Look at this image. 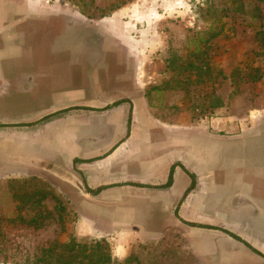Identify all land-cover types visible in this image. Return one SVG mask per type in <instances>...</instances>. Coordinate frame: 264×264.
Returning a JSON list of instances; mask_svg holds the SVG:
<instances>
[{
	"label": "crops",
	"instance_id": "obj_1",
	"mask_svg": "<svg viewBox=\"0 0 264 264\" xmlns=\"http://www.w3.org/2000/svg\"><path fill=\"white\" fill-rule=\"evenodd\" d=\"M131 10L90 24L94 35L62 33L64 50L49 54L33 50L36 26L22 20L48 27L57 16L41 17L37 1L0 0V186L12 181L13 196L36 203L32 182L46 181L45 194L71 204L114 259L141 245L183 264L217 253L218 264L261 261V148L215 146L223 138L214 140L212 120L159 109L148 94L159 44L133 15L122 20Z\"/></svg>",
	"mask_w": 264,
	"mask_h": 264
},
{
	"label": "rangeland",
	"instance_id": "obj_2",
	"mask_svg": "<svg viewBox=\"0 0 264 264\" xmlns=\"http://www.w3.org/2000/svg\"><path fill=\"white\" fill-rule=\"evenodd\" d=\"M38 2L41 17H57L48 27L34 22L30 45L38 52L52 53L63 45L60 36L94 35L90 25L106 20L115 11L131 8L138 27L147 29L159 44L149 61V96L166 112L179 106L181 116L192 121L212 120L215 146L261 148L256 155L264 162V4L255 0H25ZM148 9V10H146ZM144 11H147L144 13ZM144 15V17H142ZM61 16V17H59ZM126 18V19H123ZM84 29L78 28L79 23ZM107 32L109 24L102 23ZM53 27V28H52ZM54 29V30H53ZM96 30V31H95ZM104 32V31H103ZM67 44V42H66ZM64 44V45H66ZM58 48L56 51H63ZM28 52L27 50H24ZM164 100V107L161 104ZM162 102V103H161ZM222 136V137H221ZM221 140V139H220ZM219 142V141H218ZM240 157V156H239ZM248 157V156H247ZM0 186V264H99L100 253L110 255L106 264H176L174 252L141 250L124 260L112 257L106 237L83 232L75 208L60 197L45 193L51 186L38 179L31 192L37 202L13 196V183ZM24 184V182H23ZM34 188V189H33ZM29 190V187L22 188ZM52 193V192H50ZM7 196H3V195ZM57 197L58 199H54ZM33 198V197H32ZM28 199V198H27ZM60 200V203H57ZM72 206V207H71ZM264 232V216L259 219ZM264 237V236H263ZM158 249V248H154ZM86 254V255H85ZM159 256L161 260H159ZM260 256V255H259ZM70 260V262H69ZM219 253L200 261L218 264ZM256 260L253 264H264ZM185 264H193L184 258ZM80 262V263H79Z\"/></svg>",
	"mask_w": 264,
	"mask_h": 264
},
{
	"label": "trees",
	"instance_id": "obj_3",
	"mask_svg": "<svg viewBox=\"0 0 264 264\" xmlns=\"http://www.w3.org/2000/svg\"><path fill=\"white\" fill-rule=\"evenodd\" d=\"M256 2H262L263 4H264V0H255ZM55 199H58L57 197H55ZM57 203H60V200H57ZM210 228H214V227H210ZM233 237H235V238H237V239H239L237 236H235L234 234H231ZM254 252H256L257 254H259L260 256H262V257H264V255L263 254H261L259 251H257V250H254ZM86 255V254H85ZM98 260H100L99 261V264H106V263H110V259H111V257H110V255L109 254H105V253H103V252H101L100 253V256H98ZM69 262H70V260H69ZM63 264H67L68 263V260H66V261H63L62 262ZM80 263V262H79Z\"/></svg>",
	"mask_w": 264,
	"mask_h": 264
}]
</instances>
